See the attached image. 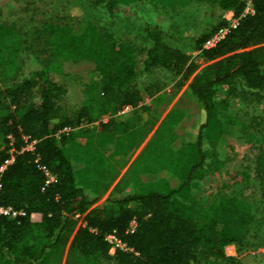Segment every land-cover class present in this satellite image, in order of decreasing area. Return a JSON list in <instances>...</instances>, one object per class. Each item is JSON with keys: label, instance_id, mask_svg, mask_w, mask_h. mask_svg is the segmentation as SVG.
Segmentation results:
<instances>
[{"label": "trees", "instance_id": "16d2710c", "mask_svg": "<svg viewBox=\"0 0 264 264\" xmlns=\"http://www.w3.org/2000/svg\"><path fill=\"white\" fill-rule=\"evenodd\" d=\"M134 1L97 0L109 13L116 2ZM159 1L171 4V0ZM247 3L253 13L244 15ZM216 4L230 11L238 24L210 48L204 44L227 26L226 21L195 40V50L204 60L221 59L190 85L200 121L186 116L183 123L189 126L179 129L174 147L145 150V158L151 160L144 176L166 173L177 187L167 188L164 178L140 183L131 195L108 199L87 212L78 226L74 216L92 204L84 193V176L94 170L100 173L103 159L87 131L69 135L124 107L144 109L143 97L133 85L136 50L115 42L89 22L48 23L38 35L45 58L38 69L18 79L24 41L13 27L0 24V166L11 150L13 155V162L0 173V205L24 212L13 219L0 216V264H237L224 249L233 245L241 253L254 223L252 204L241 196L219 195L204 206L189 191L217 175L226 162L222 146L229 136L218 119L217 89L226 88L231 97H255L257 102L264 98V46H260L264 45V0H217ZM144 31L150 42L142 62L145 71L189 73L188 56L167 44L161 29L146 26ZM84 71L85 100L78 110L69 111L61 104L66 88L52 75ZM65 128L69 133L58 135ZM24 138L35 142L32 151L24 150ZM255 171L264 200L263 155L257 157ZM45 172L54 177L52 184L45 185ZM32 214H39L40 221H31ZM132 221L135 228L130 232ZM111 234L125 245L113 255L106 240Z\"/></svg>", "mask_w": 264, "mask_h": 264}, {"label": "rangeland", "instance_id": "374dc122", "mask_svg": "<svg viewBox=\"0 0 264 264\" xmlns=\"http://www.w3.org/2000/svg\"><path fill=\"white\" fill-rule=\"evenodd\" d=\"M170 2H116L109 13L104 3L97 0H0V24L13 27L24 41L18 57L21 69L18 79L38 69L45 58L42 39L38 35L48 23L73 25L89 22L99 31L110 34L115 42L130 44L136 50L137 77L133 85L143 97L144 109L124 107L115 115H106L95 123L81 125L69 135L72 138L79 130L87 131L103 159L100 173L94 170L84 176L87 184L84 193L92 204L85 212L74 216L77 226L81 225L87 212L100 208L108 199L131 195L140 183L164 178L168 180L167 188L177 187L166 173L144 176L143 170L151 160L145 158V150L149 146L174 147L178 143L179 129L189 126L183 123L186 116L195 118L197 123L200 121L201 115L192 100L190 85L221 59L204 60L195 50V40L210 33L221 21L228 25L236 18L232 13L220 10L217 0ZM146 26L161 29L163 40L188 56L189 73L174 75L159 68L143 69L145 51L150 47L144 31ZM85 74L84 71L52 75L55 82L66 88L61 104L69 111L78 110L85 100ZM214 101L222 131L229 136L222 146L226 162L217 175L192 186L189 195L204 206L211 204L219 195H237L249 201L255 218L245 246L239 255L233 245L226 246L224 252L226 256L236 258L237 264H264V200L255 171L257 157L264 156V98L257 102L255 97L248 95L231 97L222 87L217 89ZM211 137L205 138L206 150L210 148ZM56 138L59 141L60 138Z\"/></svg>", "mask_w": 264, "mask_h": 264}, {"label": "built area", "instance_id": "2783aa9c", "mask_svg": "<svg viewBox=\"0 0 264 264\" xmlns=\"http://www.w3.org/2000/svg\"><path fill=\"white\" fill-rule=\"evenodd\" d=\"M252 13H253L252 7L249 3H247L246 7L243 11V14L248 15V14H252ZM237 24H238V19H232L231 22L226 27L219 29V31H217V33H215L209 40L206 41V43L204 44V48L212 47L216 42H218L219 40H221L225 36V34L227 33V31L229 29L236 28ZM69 131H70V129L65 128V129L61 130L58 133V135L67 133ZM27 140H28L27 138H24L25 142H27ZM34 144H35L34 141L27 142L24 150L32 151ZM10 154H11L10 158L5 160L4 163L0 166V173H2L6 169V167L13 162L12 150L10 151ZM45 176H46L45 185H49V184H52L54 182V177L52 175H50L48 172H45ZM0 216L6 217L9 219H13V218H16L18 216H24V212L23 211H16V210H13L11 207H4V206L0 205ZM134 228H135V223L132 221L129 225L128 231L132 232L134 230ZM106 240L110 245L109 255H113L115 249H125V245L122 244L113 234L108 235L106 237Z\"/></svg>", "mask_w": 264, "mask_h": 264}, {"label": "crops", "instance_id": "0c3cea01", "mask_svg": "<svg viewBox=\"0 0 264 264\" xmlns=\"http://www.w3.org/2000/svg\"><path fill=\"white\" fill-rule=\"evenodd\" d=\"M228 13H231L230 11H228ZM31 221L33 222H39L40 219H41V216L39 214H33L31 217H30Z\"/></svg>", "mask_w": 264, "mask_h": 264}]
</instances>
